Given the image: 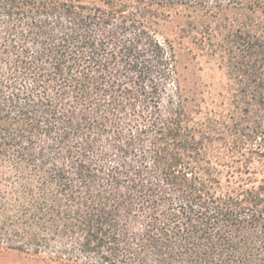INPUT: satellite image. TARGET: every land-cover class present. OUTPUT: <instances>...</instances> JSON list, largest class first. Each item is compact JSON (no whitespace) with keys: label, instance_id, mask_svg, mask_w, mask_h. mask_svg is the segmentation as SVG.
I'll return each instance as SVG.
<instances>
[{"label":"trees","instance_id":"1","mask_svg":"<svg viewBox=\"0 0 264 264\" xmlns=\"http://www.w3.org/2000/svg\"><path fill=\"white\" fill-rule=\"evenodd\" d=\"M0 249L264 264V0H0Z\"/></svg>","mask_w":264,"mask_h":264},{"label":"rangeland","instance_id":"2","mask_svg":"<svg viewBox=\"0 0 264 264\" xmlns=\"http://www.w3.org/2000/svg\"><path fill=\"white\" fill-rule=\"evenodd\" d=\"M0 264H50L14 251L0 249Z\"/></svg>","mask_w":264,"mask_h":264}]
</instances>
